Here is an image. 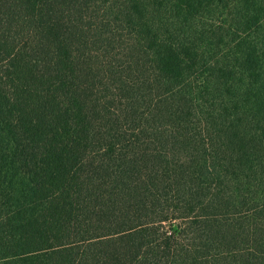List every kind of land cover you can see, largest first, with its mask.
Returning a JSON list of instances; mask_svg holds the SVG:
<instances>
[{
  "label": "trees",
  "instance_id": "obj_1",
  "mask_svg": "<svg viewBox=\"0 0 264 264\" xmlns=\"http://www.w3.org/2000/svg\"><path fill=\"white\" fill-rule=\"evenodd\" d=\"M0 264H264V0H0Z\"/></svg>",
  "mask_w": 264,
  "mask_h": 264
}]
</instances>
